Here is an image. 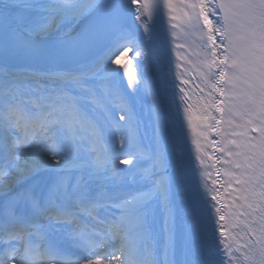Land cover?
Returning a JSON list of instances; mask_svg holds the SVG:
<instances>
[{
  "label": "snow or ice",
  "instance_id": "obj_1",
  "mask_svg": "<svg viewBox=\"0 0 264 264\" xmlns=\"http://www.w3.org/2000/svg\"><path fill=\"white\" fill-rule=\"evenodd\" d=\"M172 13L197 113L148 23ZM0 264H264V0H0Z\"/></svg>",
  "mask_w": 264,
  "mask_h": 264
},
{
  "label": "bare ground",
  "instance_id": "obj_2",
  "mask_svg": "<svg viewBox=\"0 0 264 264\" xmlns=\"http://www.w3.org/2000/svg\"><path fill=\"white\" fill-rule=\"evenodd\" d=\"M147 14H148V9L146 8L145 15H147ZM162 19H166V17L157 16L156 17V20H154V21L149 20L148 23L150 25H153V31H154V34L156 36V41H155L156 46L163 52L165 58H168V57L171 58L170 45L169 44L168 45H164L163 44L164 45L163 46L162 45V42H161V40H160V38L158 36L159 33L157 34V31H159L158 28H157V24H161L162 23ZM158 38H159V40H158ZM193 39H194V37L192 38V40ZM172 41H173V39H172ZM157 42L160 43L159 44L160 47H159V45H157ZM194 45H195L196 53H199V52L202 51L195 43H194ZM164 50H168L169 51V54L166 55L165 52H164ZM126 57L131 62L132 66H133V69L135 71V75H136V71H137V69H136V63H137L138 57L136 56L135 50L128 52L126 54ZM185 130L188 131L189 128L186 127V126L184 127V137H185L184 151H185V155L186 156H190L192 159H194L195 158V155H196V153H195V151L193 149V144H192V140L195 138L194 131L191 130L190 133L188 131L187 132V135H186V133H185L186 131ZM209 136H210V139H218V137L215 135V133H210ZM207 146H208V153L210 154V155H208V158H209V164H210L209 165V168H210V172H211V185H212V189L219 187V190L220 191H225V187L226 186L220 187L219 185L213 184L212 183V180L215 179V173H216V170L217 169L223 170L224 168H227L228 166L227 165H224V164H216V165H214V160H213L212 155H211V154H213V149L208 144H207ZM189 148L191 149L190 151H189ZM214 155L218 156L219 153H214ZM226 179H227V177L221 176L220 177L221 183H223V181L226 180ZM233 187H235V185H233ZM212 194H215V193H212ZM228 202H229V196H228V193H226L225 198L220 203L222 205H224L225 208L227 209ZM233 211H234L233 209H228L227 210V215L228 216H232ZM226 230L231 231V229H227V228H226Z\"/></svg>",
  "mask_w": 264,
  "mask_h": 264
}]
</instances>
